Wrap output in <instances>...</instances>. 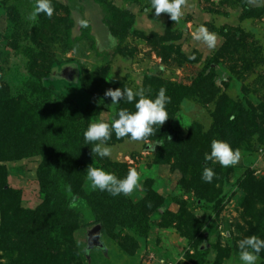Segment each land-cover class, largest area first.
<instances>
[{"label":"rangeland","instance_id":"rangeland-1","mask_svg":"<svg viewBox=\"0 0 264 264\" xmlns=\"http://www.w3.org/2000/svg\"><path fill=\"white\" fill-rule=\"evenodd\" d=\"M52 3L53 16L33 25V0H0V94L39 100L31 64L54 62L42 81L71 102L46 107L50 126L30 134H39L32 153L17 154L14 133L0 151V227L1 208L26 219L21 245L1 248L0 264H242L238 241L264 227V0H186L179 22L156 16L151 0ZM202 24L217 34L216 49L193 39ZM128 87L153 98L166 88L169 118L144 141L113 132L112 156L102 159L84 131L121 108L135 111L104 95ZM216 139L240 151L238 164L205 161ZM89 165L121 178L135 168L142 188L116 197L94 190ZM205 166L216 173L211 183Z\"/></svg>","mask_w":264,"mask_h":264},{"label":"clouds","instance_id":"clouds-1","mask_svg":"<svg viewBox=\"0 0 264 264\" xmlns=\"http://www.w3.org/2000/svg\"><path fill=\"white\" fill-rule=\"evenodd\" d=\"M186 0H151V8L155 10V15L169 13L174 22H179L184 15L182 6ZM52 0H33L32 11L28 14V19L37 23L40 15L46 14L51 18L54 14ZM87 26V22H84ZM193 39L203 42L209 49H216L218 36L210 31L206 25H200L193 34ZM115 45V38L112 39ZM195 59V56L189 57ZM151 89L144 88H109L105 92L106 97H110L113 105H118L122 100L134 104L135 111L121 108L118 111V118L111 123L105 120L91 123L84 131L85 144L92 146L93 154L100 158L111 157L112 150L107 146L111 140L113 132L117 138H129L132 141H144L155 132L154 126L159 128L169 118L166 106L171 102V97L167 94V89L161 87L158 93L153 96ZM103 102V101H101ZM170 139V137H169ZM156 144H149V148L155 151ZM205 161L219 163L222 167H230L239 163L241 153L234 149L232 145L225 141L216 139L212 141L211 151L206 152ZM216 176L213 168L205 166L202 179L211 183ZM87 179L91 187L96 190L106 191L116 197L121 194L130 196L134 191L142 188L141 175L135 168H131L128 174L121 178L115 173L101 167L90 166L87 168ZM239 259L242 264H257L261 252H264V238L251 235L238 241Z\"/></svg>","mask_w":264,"mask_h":264},{"label":"trees","instance_id":"trees-1","mask_svg":"<svg viewBox=\"0 0 264 264\" xmlns=\"http://www.w3.org/2000/svg\"><path fill=\"white\" fill-rule=\"evenodd\" d=\"M71 24L72 22L70 21L69 27H71ZM33 58L35 59V57ZM51 63L47 64L45 62L44 64H37L35 60L34 63L31 64V70H34L35 68L40 70V75L38 74L36 76L37 80L32 81V86H30V88H34V91L41 97L39 100L31 101L29 96H25L24 93L18 94L17 97L12 94H0V151L2 150V148H4L5 150V146H8L6 142H8V139L13 138L11 136V133H14V135L16 136L15 138L20 139L17 154L32 153V150L35 147L34 143L37 141L39 134L35 136L36 139L30 138V134L32 132H36L35 128H41L40 133L44 134L45 132H47V129L50 126L48 123L44 124V121L42 120V117H44L43 114L47 113L46 107L48 105H53L54 107L60 105L64 106V108H62L66 111L68 106L71 104V102L66 100V98L62 101L56 100L52 96L53 94L50 92L49 87L46 86L42 81L41 73H43L44 69L49 72L54 62L52 64ZM62 103L63 105H61ZM46 126L48 127L46 128ZM18 131L20 132L21 137H19ZM8 133L9 135H6ZM43 153H45V151ZM76 156L77 155L73 154L72 156H68V159L65 157H63V159L69 160L71 162ZM57 159L58 157L56 158L55 162L57 161ZM64 174V176H66L68 179L74 181V175H67L66 173ZM1 212L2 218L6 221V223L0 227V249L3 248L5 250L11 251V249L15 248L16 244L20 246L22 243L21 227L26 225V219L23 218V215L19 214L21 216V219H19L18 221L17 213L14 209L6 211L5 209L2 210L1 208ZM61 215L60 220L62 218ZM14 233L16 236V241L13 237ZM17 233L19 234V236ZM257 235L261 238H264V227L258 231ZM5 243L7 244V246L2 247ZM260 258L262 260V264H264V252H261ZM37 261L39 262V260ZM48 261H51L49 253Z\"/></svg>","mask_w":264,"mask_h":264},{"label":"water","instance_id":"water-1","mask_svg":"<svg viewBox=\"0 0 264 264\" xmlns=\"http://www.w3.org/2000/svg\"><path fill=\"white\" fill-rule=\"evenodd\" d=\"M99 230H100L99 224H95L91 228L92 240H94V242L98 241V239H99Z\"/></svg>","mask_w":264,"mask_h":264}]
</instances>
